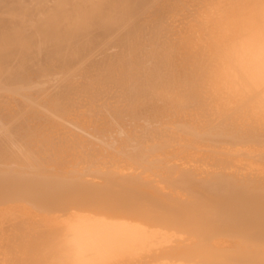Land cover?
Listing matches in <instances>:
<instances>
[{
    "label": "bare ground",
    "instance_id": "obj_1",
    "mask_svg": "<svg viewBox=\"0 0 264 264\" xmlns=\"http://www.w3.org/2000/svg\"><path fill=\"white\" fill-rule=\"evenodd\" d=\"M0 264H264V0H0Z\"/></svg>",
    "mask_w": 264,
    "mask_h": 264
}]
</instances>
